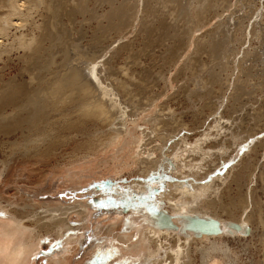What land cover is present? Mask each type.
<instances>
[{
	"label": "rangeland",
	"instance_id": "1",
	"mask_svg": "<svg viewBox=\"0 0 264 264\" xmlns=\"http://www.w3.org/2000/svg\"><path fill=\"white\" fill-rule=\"evenodd\" d=\"M93 1L98 2V4ZM103 1V3H101L98 0H87V4L89 5L86 8L85 16H91L89 17V20L86 19V23L88 24H85L83 21L85 25L83 24L82 26H85L84 28L81 26L83 19L80 16V18L78 17V20L75 24L70 25L64 19L63 21L67 25L66 27H69L67 35L69 34L68 36L71 39H74L77 44L80 43V48L78 51L86 53L90 51L91 54H96V56L101 54L98 59V61H100V67L102 70L100 76L102 77V82H104L103 84L100 83L103 89L101 97L103 98V102L105 104V110L108 112L107 114H109L108 116H113V119L111 117L109 118L110 122L112 120L114 122L117 120L122 122V120H124L120 118V113L122 110L121 106L123 105H121L117 100L119 95H116L117 98L115 95H112V98V96L109 95L108 90H105V88H110L111 85H113L112 81L115 76H112L109 73H113L116 69L117 70L114 72L116 74L120 71L118 69L124 68L125 66L132 69L131 73H129V75H132L130 78L132 87H130L131 91L128 93V95L131 94L133 99H130L133 101L135 100V104H140V106H136L135 108L134 102L131 100H129L131 102L125 101V106H128V108L134 107L136 109H128V111L132 110L136 112L134 113V116L131 118L128 116V118L125 119L126 121H124L122 123L123 126H121L122 130L119 131V133L110 143H108L104 148L99 149L97 153L93 154L92 156H86L85 158L69 159L72 155L74 156L80 151V146L85 142V140L95 139L105 130H109V126H111V128L113 127L112 125L106 127L105 123H101L97 117L91 116H88L81 121L79 118L74 122L73 127L70 129L64 128L63 122L61 121H57V123L55 122V126L53 125L54 127L52 124L48 126L46 125V121L51 122V118L49 120L46 119L48 116L54 117V120H59L60 118L57 115L66 114L70 115L71 119L73 120L77 115L74 109L59 110L53 113L46 112L44 115L46 117L43 116L41 120L44 122L42 123L40 121L41 126L38 125L35 129L31 128V133L28 131L30 134L27 132V130H25V126H22V132L19 131V128L16 129L17 131L15 132L13 130V133L8 132L10 135L8 133L6 134L0 132V170L2 168H6L3 171V174L0 176V218H3L5 215V206L13 205L17 209H23L20 212V216L25 215L26 217H32L33 212H40V214L45 213L44 218L36 222H31V219H29V221L25 220L28 225H39L42 223L44 226L47 223L45 222L48 217L47 214L55 209H67L72 206H82V204H85L87 209V217L85 221H82L81 216L77 212H69L67 223L70 224L71 227L74 228L79 224H84V226L79 231H72L75 232V234L71 233V230H68L67 233H58L59 229H55L50 234L45 233L43 230V234L39 237L36 249L29 257L28 264H146L144 261L145 253L143 252V249L136 245L135 247H132L131 243L138 242L140 227L144 226L147 222L149 211L154 210L155 208H159L160 211L167 210L165 204L159 203L162 202V199L158 198V195L164 192L169 183L176 182L178 179L177 177L181 178L182 182L185 184L190 182L194 186L197 184L207 183H210L211 186L213 184L211 189L208 190V195H218V197L220 195V198L226 203H230L231 199L237 196V192L243 196L246 192H252V197L257 198L258 200L260 199V201H264V193L261 189V181L259 179L260 173H262V170H264V143L261 145L259 144L264 142V121H259L258 124V120L254 116V110L252 111V109L256 106H259L262 103L264 104L262 100V97L264 99V35H262L263 32H261L263 39L261 37L260 39L258 38L260 41L262 39L261 44L256 36L255 38L254 35L251 36L253 29H256V31L263 29L264 31V20L263 22L259 20L258 13H255L251 15V17L243 20L245 24V31L243 33L244 36H246L244 37L242 34H240L239 40L240 37H244L242 38L241 42L238 40V43H230L232 42L230 39L231 35L228 36L229 38H224L226 35H222L224 36L223 38L226 42L224 43L223 41V44L226 45L229 43L226 46L223 45L222 49L224 47L225 50H229V48L231 49L234 46V48L236 47L235 49L240 50H238L239 52L236 53L237 56L235 55L232 59H229V61L231 60L232 62H229V65H232L234 71L237 68L233 64H236L235 60H237V57L242 56L241 52L243 51V48L245 49L249 47V45L251 48L258 46V48L255 49L258 50V53H262V59H255L253 69L255 68V73L258 75L262 72L263 76L260 74L258 78L253 77L250 83L253 82L254 84L250 85L249 83L246 87H244V89L242 88L240 90L241 92L238 91L237 93L241 94V96L238 94L237 95L241 98L237 99V101L234 103V105H237L232 107L231 101H229V97L227 98V96L233 89V78H235L237 70L234 71L235 74L232 71H229V76H226L227 79L222 73L221 78L224 77L223 79L227 80L226 83L224 82L226 85L222 83L224 81L223 79L221 82L222 87L218 86L217 84V86L221 88H218L219 91L222 90L221 93L218 91L215 84L214 90L217 89L215 91V95L218 94L219 98L215 96L212 97L215 99V101H213L214 99L211 100L212 102H215V105H217V107L214 106V109L216 107L217 112L208 111L210 110L209 107L202 108L203 111L201 112L197 111V108L201 106L202 100L194 95L195 90L205 92L209 88L208 85L205 88H199L197 84L199 74L200 77L202 74L203 76H206L208 75L206 72H208V70L213 67L219 71V67L216 66V64L219 65V59H214L213 61L211 59L212 57L207 56L209 53L207 50L197 53L198 57L195 55V41L198 36L205 33L206 31L214 29L221 20H229V22L232 23L233 20L243 17L244 12L247 11L246 8L249 10L251 5H256V7H259L262 1L254 0L252 4H250L243 0L246 4L245 5L244 3H241L243 2L242 0H231V5L229 4L228 8L225 7L227 5L224 6L226 9L223 6L220 7L222 10L219 9L218 6V8L212 6V9L209 7L210 10L206 11L205 18L203 16V18L200 19L202 22L198 17L195 16L194 13L197 8H203V4L201 3L203 0L189 1L193 8L194 22L191 19V23H189L190 21L187 23L190 27L192 26V28H194V32L191 33V38L187 42L188 44H186V48L183 51L181 58L176 63V65L172 67H169L167 64H163V56L168 54V51L165 52L167 47H170L174 40H176V38L174 39V37H172L174 30L184 31V27L187 29L188 24L185 26L182 25L184 22V17L177 20V24L180 21V25L174 24L171 25V27H173L171 28L169 23H172L171 21L173 20H170V16L168 17L165 14L163 16L162 13H159L162 15H158L159 17L157 16L154 18L153 27L150 28L151 31L139 32L138 29L140 19H146V15L144 14L151 10L152 4H157V0H140L139 2L137 1V3L136 0H123L124 4H122L126 5L128 9H132H129L128 13L135 15L129 17V20L124 25H122L121 28L118 26V28L112 27V30H110L111 28L106 30L104 27V29L102 28L97 30L95 12L98 13L101 12V10L107 11L108 9L110 10L111 7L109 4L111 1ZM105 1L106 3L108 2L107 5ZM118 2L121 3L122 0H117V2H115L116 4L114 3L113 6H118ZM180 2L182 5H184V0H180ZM180 2H177L179 7ZM185 2L187 3L188 0ZM239 3L242 4L241 7L239 6ZM148 5H150V7ZM145 8L147 9L145 10ZM87 9H90V12L87 11ZM159 10L158 12H161V10ZM92 11L94 12V15ZM260 11H262V9ZM40 12L41 9L39 13ZM229 17H231V19H229ZM33 19L37 23H41L42 21V17H40L38 13L35 14ZM104 20V25L108 26V24H110L107 23L108 19L106 21L104 18ZM192 22L194 24H192ZM198 23L201 25L200 27ZM79 26L81 27L79 28ZM174 26H176L175 29ZM70 28L71 31H74L69 32ZM250 29L252 30L251 33ZM76 31L78 32L75 33ZM77 35L79 37H77ZM166 35L168 37H166ZM239 42L241 45H238L240 44ZM218 51L221 52V50ZM72 52L75 53L74 50ZM226 53H224L221 58L225 57ZM75 57H77V54ZM190 57H193L194 59L196 58L197 61L194 62V59L192 58V67L183 70L184 68H182V65L184 61ZM13 60L14 61H12L8 67L2 68L4 80H8L9 78L15 76L19 78L17 72H20L23 63L19 62L15 56H13ZM128 60H131V63ZM226 60L228 59H222V61ZM2 62L0 63V67L4 66ZM202 64H204L207 69L210 66L209 69H206L204 72V66ZM107 66L113 70L107 68ZM160 71L163 73L165 72V80L160 83L157 82L159 85H156L153 78L155 76L157 81V77H159L158 74L161 73ZM230 73L232 76H230ZM103 74H108L109 76L111 75L113 78H107L109 76L107 75L106 77ZM230 78L232 79V82ZM108 79L110 80L107 81ZM104 84L109 85L107 87ZM194 84L195 88L192 87ZM223 86L228 87H225V89ZM185 87L187 90H185ZM229 87H231V89ZM188 88L191 89L193 93H190ZM223 90L226 92L224 93ZM154 91L160 93V95L154 99L155 102L152 100L147 104L145 99L148 96L154 94ZM218 92L220 95H224L220 97ZM189 94L192 98L187 97ZM240 99L243 101L241 102ZM237 102H240L241 104ZM244 102L247 105H245ZM116 104L117 107L115 106ZM164 104L171 106V109L175 110V113L172 114L171 118L184 113V126L187 125V130L181 127L180 129H177L178 132L175 133L176 138L182 141V143L179 145H184V152L187 150L186 154L197 155L195 153H198L199 156H197L200 158L199 162L197 163H195L194 159L192 158H184V169L190 165H192V167L196 165L195 167L200 169V176H196L194 173H189L188 175L186 174L187 176L183 175L180 177L171 171L166 172V170L161 169L155 171V173H141V163L146 162L147 160H153L155 157H157L156 154L158 152H154V149L156 148V141L158 142V145H160V142L156 139V131L155 127L153 126L155 125L156 120L159 119V116L164 114L162 113V107H164ZM242 104L243 108H245L244 110L241 108ZM111 105L118 109H113L114 107ZM236 106H239L240 108L237 107V109ZM230 107L232 109H230ZM235 108L237 110H235ZM246 108L249 110H246ZM233 109L236 112L233 111ZM239 109L242 110L240 111ZM112 112H115L116 114H112ZM209 112L212 113L210 114ZM221 112L223 113L221 114ZM193 113H195L196 116ZM212 114L214 116H211ZM208 115L211 117L209 118ZM218 115L221 118H219ZM252 115L254 117H252ZM195 117L200 118L199 121L198 119L196 120ZM214 118L217 120L215 121ZM42 126L44 127L41 128ZM250 126H252L251 129ZM152 128H154V130ZM247 128L252 131L248 130ZM241 130H243V132ZM148 132L150 133L148 134ZM246 132L252 133H250V135ZM21 133L35 137L40 136L41 134L44 137L50 136L51 141L46 142V139V143L44 142L45 145L42 147L44 151L48 152V154L41 156L33 154L27 155L23 153V148L19 145L23 142L22 136L24 134L22 135ZM162 133L166 134V130ZM48 134L49 136H47ZM243 136L244 138H242ZM153 139V144H150L152 143L151 140ZM13 142L14 144L16 142L18 147L16 144H12ZM142 142L144 143V150L140 149V144ZM46 145L48 146L47 149L44 148ZM175 145V148L172 152H174L178 147L177 144ZM152 148L154 149L152 150ZM231 149H233V152ZM72 151H74L75 154H72ZM211 152H216L215 154L217 155H212ZM228 153H230V156ZM165 154V157H172V153L169 154V156H167V153ZM218 158H220V160ZM219 161H221V163ZM244 167H246L245 170L242 169ZM206 170H210V173ZM235 170L236 173L234 172ZM243 170L245 174L240 181L239 187L236 185L234 178L237 177L238 173H241ZM201 173L203 174L201 175ZM204 174L206 177H204ZM143 182L150 184L148 190H146L144 193H133L131 191L133 187L135 188V184ZM249 206L246 208V210L252 209L251 206ZM242 207L243 206L240 204H237L235 207H233L232 215L234 217L241 215ZM222 215L225 216L224 214ZM112 224L116 225L113 228L114 230L111 229L109 231H103L104 227ZM43 226L36 227L38 229L39 227L42 229ZM52 227L53 226H48L46 231H51ZM171 228L176 230V226H172L169 229ZM246 232V235H248L249 228ZM120 235H125L127 237V241H121L118 238ZM247 237H249V235ZM262 239V244L260 243L258 236H254L252 238L249 237L247 240V245L243 241H231L230 243L231 246L239 252L242 264H263L264 236Z\"/></svg>",
	"mask_w": 264,
	"mask_h": 264
},
{
	"label": "bare ground",
	"instance_id": "2",
	"mask_svg": "<svg viewBox=\"0 0 264 264\" xmlns=\"http://www.w3.org/2000/svg\"><path fill=\"white\" fill-rule=\"evenodd\" d=\"M98 1H100L101 3L104 2L103 0H98ZM107 1L112 2L109 3L111 5L110 10L108 9L109 11L101 10V12L98 13L95 12V19L97 20L96 22L97 30L102 28L104 29V27L106 30L109 28H111L110 30H112V27L118 28V26L119 28H121L122 25H124L129 20V17L135 15L128 13V10L130 8L128 9L126 5H123L124 4L123 0L121 3L120 2H118L119 4L117 3L118 6L117 5L113 6L114 3L117 2V0L116 1L107 0ZM137 1L139 2L140 0H136V3ZM178 1L180 2V0H157V4H156L157 6L152 4L151 10L147 11L144 14L146 15L145 17L146 19H142V18L140 19L138 31L139 32L151 31L150 28L153 27L154 18L160 15L159 13H162L163 16L164 14L168 17L170 16V20L171 19L173 20L171 21L172 23H169L170 27L171 25L177 24V20L183 17H184V22H183L184 24L182 23V25L185 26L186 24H188L187 23L188 21H190L189 23H191V19L193 20L194 14L200 20L203 18V16L205 18L206 11L210 10L212 6L215 7L218 6L219 9L222 10V8L220 7L222 6L224 7L225 5H227L225 7L228 8L231 0H203L201 2L203 4V8L200 7L197 8L194 14H193V8L190 5L191 3H189V1L192 0H188L187 3L185 2L187 0H184L183 3L184 5H182L181 3L182 1H181L180 7L177 4ZM253 1L254 0H247V1L245 0V2H248L250 4H252ZM261 1L262 2L259 7H256V5L253 6L251 5L250 8L248 7L249 10L246 8L247 11L244 10L245 12L243 17L237 18L238 17L237 16L236 17L237 19L233 20L232 23H230L229 20L226 21L221 20L218 22L217 26L214 29L206 31L203 34H200V36H198V38L196 39L195 41L196 50L194 51L196 56L197 53H201L204 50H207V52H209L207 56L212 57L211 59L213 61L214 59L215 60L219 59V65L216 64V66L219 67V71H217L218 69L216 70L215 67L208 70L210 66L207 69V67L204 66V64H202L204 66L203 68L204 72L206 69L208 70V72H206L208 75L203 76L202 74V76L200 77L199 74L197 84L199 88H203V87L205 88L207 85L209 88L205 92H201L199 90L194 91V95L202 100L201 106L200 107L197 106L198 108L195 107L197 108V111L201 112L203 111L202 108H206V107L207 108L209 107L210 110L208 111H212V112L216 111L217 105H215L214 104L215 102H212L211 100L214 99L212 97L215 96L218 97V94L215 95V91L218 88L221 89L220 88L222 87L221 82L223 80L224 81L222 83L227 82L226 76L227 75L229 76L228 74L229 71L230 72L232 71L235 74L234 71L237 70L236 71L237 73L235 74V78L232 77L233 89L230 92V94L226 93L229 94L227 98L229 97V101H231L232 107L237 105V104L234 105L235 101L241 98L240 97L241 94H238L237 92L240 91L242 88L244 89V87H246L250 83V81H252L251 79L253 77L258 78L260 74L261 76H263L262 72L258 75L255 73V68L253 69L255 59H262V53H258L257 52L258 50L255 49L258 48V46L255 48L253 47L255 50L251 48L250 45L245 49L243 48V51L241 52L242 56L237 57V60H235L236 64H233L237 68L234 71L232 65L231 66L229 65V62H231V60L229 61V59H232L235 55L237 56L236 53L239 52L240 50L238 49L239 50L238 51L237 49H235L236 47L234 48V46L231 49L229 48V50L228 49L225 50L224 47L222 49V46L224 45L223 44L224 38L228 37L229 35H231L230 39L232 40V42H230V40L228 39L230 43L233 42L238 43L240 34L244 36L243 33L245 31V24L243 21L244 19L251 17V15L255 13H258L259 20L263 22L264 0ZM108 2L106 3L105 1L106 5L108 4ZM95 3L98 4V2ZM241 3H244V1ZM88 5L89 4H87V0H0V63L3 61L2 63L4 64V66L0 67V132L6 134L8 132L13 133V130L15 132L17 131L16 129L18 128L19 131L22 132L23 131L21 129L22 126H25L24 127L25 130H27V132L28 131L30 132V130H32L31 128L35 129L37 128L38 125H40V121L42 120V117L45 115L46 112L53 113L65 109L75 110L77 115L73 120L71 119L70 115H66V114L57 115L60 118L59 120H54V117L48 116V118L46 119L49 120L51 118L50 119L51 122L46 121V125L48 126L52 124V126L53 125L55 126L54 124L55 122L57 123V121H61L63 122L64 128L70 129L71 127H73L74 122L79 118L81 121L84 118L91 116V117H97L101 123L102 122L103 124L105 123L106 127L109 125H112L113 127L111 128V126H109V130H105L104 132L102 131L104 134L101 133V135H99L95 139H88L85 140L84 143L82 142L83 144L80 146L79 149L80 151L76 154L74 151H72L73 152L72 154L75 155L73 156L71 154L72 156L69 159H74V158L78 159L83 157L85 158L86 156H90V155L92 156L93 154L97 153L99 149L104 148L108 143H110L113 140V138H115V136L119 133V131L122 130L121 126H123L122 123L126 121L125 119H127L128 116L130 118L133 117L134 113H136L135 111L132 110L128 111V109H133L134 107L136 108V106H140V104H135L136 102L135 100L133 101L130 99L132 98L131 94L128 95V93H130L131 91L130 87H132V84L130 83V78L132 77V75H129L132 69L126 66L124 68H120L118 69L120 70L119 73H117L118 75L114 73L117 70L116 69L113 73L112 72L109 73L112 76H115L114 78L111 77V75L109 76L107 74L109 76L107 77V75L103 74L107 78L110 79L113 78L112 81L113 85H111L110 88L108 87L109 84L108 85L104 84L105 86L108 87L105 88V90L107 89L109 95L111 96L119 95L118 98L117 96L116 98L119 101V103L123 105L121 106L118 104L119 106H121L122 109L120 113L121 114L120 118L124 120H122V122L120 120H117L116 122L112 120L110 122L109 118L111 117L113 119V116L112 115L108 116L109 114H107L108 112H106L105 110V104L103 102V98L101 97L102 96L101 93H103L102 91L103 89L100 83L101 84L104 83L102 82V77L100 76L102 70L100 67V61H98L99 56L101 54L99 56H96V54L93 53L91 54L90 51H88L90 54L88 52L86 53V52L78 51L80 48L79 46L80 43L77 44L74 39H71L68 36L69 34L67 35V31L69 27L67 28L66 27L67 25L63 21L65 19L69 25L75 24L78 20V17L80 16L83 19V20L81 19L82 20L81 26L84 24L83 21L85 22V24H88L86 22L87 20L90 19L89 17L91 16V15L90 16L87 15L88 12L86 13L87 17L85 16L86 8ZM148 6L150 7V5ZM239 6L241 7L242 4H240ZM40 9L41 12L39 13ZM146 9L147 8H145V10ZM159 9L161 10V12H158ZM261 9L262 11H260ZM89 10L87 9V11ZM37 13L39 14L40 17H42L41 23L40 22L37 23L33 19V17ZM104 18L106 19V21L108 19L107 23H110L108 24V26L104 25L103 23V21H105ZM229 19H231V17H229ZM193 22L192 24H194ZM178 24L180 25V21L178 22ZM81 26H79V28ZM200 26L201 25L199 24V27ZM175 27L176 26H174V29ZM185 28L186 27H184V31L174 30L172 37H174V39L176 38V40H174V42L171 44L170 47H167V50L165 52L168 51V54L163 56V64L165 65L167 64L169 65V67H172L176 65V63L181 58L182 53L186 48V44H188L187 42L191 38V33L194 32L193 31L194 28H192V26L190 27L189 24L187 26V29ZM114 30H118V29H114ZM73 31H71L70 28L69 32H73ZM251 31L252 30L250 29V33ZM77 32L78 31H76L75 33ZM261 32L264 33L263 29L259 31L253 29L251 36L254 35V38L256 36L257 39L258 38L260 39V37L263 39L264 36L263 37L261 36ZM263 33L262 35H264ZM167 35L166 37H168ZM222 35H226V36L224 37ZM77 37L79 36L77 35ZM242 38L240 37L239 40L240 42ZM262 39L261 41L259 40L260 44L262 42ZM224 43L226 42L224 41ZM238 45H241V43ZM73 50L75 53L72 52ZM218 50H221V52H219ZM224 53H226V56L223 58L228 59L226 61H222L223 58H221V56H223ZM76 54L77 57H75ZM13 56H15L19 62L23 63L22 64L23 66L21 65L22 68L20 72H17L19 78L15 76L9 78L8 80H4L2 68L8 67V65L12 61H14ZM192 58L193 57H190L184 61L182 65V68H184L183 70L191 68L193 61L194 62L197 61L196 58L195 59L193 58L194 60L192 61ZM128 61H130L131 63V60ZM107 68L112 69L108 66ZM222 73L224 74L226 79H223L224 77L221 78ZM164 74L165 72L164 73L161 72L160 74H158L159 77H157V81L154 76L155 79L153 78V80L155 81L156 85L165 80ZM230 76H232V74ZM110 79H108L107 81H109ZM217 84L220 87H218ZM251 84L254 83L251 82L250 85ZM214 85L217 86L216 90H214ZM194 86L195 84L192 87ZM225 87L223 86V88ZM229 88L231 89V87ZM185 90H187L186 87ZM188 90L190 91V93L192 92L191 89L188 88ZM221 91L222 90H220L219 92ZM225 92L226 91H224V93ZM237 94L240 96L238 97ZM159 95L160 93L155 92L151 96H148L145 99V101L148 104L150 101L154 100ZM223 95L221 94L220 97ZM187 97L190 98L191 95L189 94V96L187 95ZM129 100L134 102V107L131 106L132 108L130 107L128 108V106L124 105V102ZM262 100L264 102L263 97ZM213 101H215V99ZM242 101L243 100H241V102ZM237 103L241 104L240 102ZM115 106L117 107V104ZM115 106H112L114 107L113 109H116ZM214 106H216L215 109ZM237 107L239 106H236V108ZM162 108L163 110L162 109L160 110H162V113L164 114L162 116L160 115L161 117L159 116V119L156 118L157 119L155 122L156 126L151 125L155 127V131H156L155 136L156 139L159 140L160 142V145H158L157 144L158 142L156 141V148L155 147H154L155 149L152 148V150L154 149V152H158L156 154L157 157H155L153 160H147L146 162H142L141 173L143 174H149L152 172L155 173V171L161 169V170H166V172L171 171L175 175L180 177H182L183 175L185 176L186 174L188 175L189 173H194L196 176H200V169L198 167H195L196 165L193 167L192 165H190L186 169H184V158H192L194 159V162L197 163L199 162V158H200V157L198 158L199 156L198 153H195L198 156L186 154L187 150L184 152V145L183 144H182L183 146L179 145L180 143H182V141L176 138L175 133L178 132L177 129H180V127L186 129L187 127V125L184 126L185 124L183 120L184 113H181L171 118L172 114L175 113V110L171 109V106L167 104H164V107ZM236 108L235 110L238 109ZM241 108H243V104ZM230 109L232 108L230 107ZM244 109L245 108H243V110ZM235 110L233 109V111ZM239 110L241 111L242 109ZM246 110L249 109L246 108ZM253 110H254V116L258 120V124L259 121L263 122L264 104L262 103L259 106H256L255 108L252 109V111ZM222 113L223 112H221V114ZM112 114H116V113L112 112ZM193 114L196 116L195 113ZM211 116L214 115L212 114ZM211 116H209V118ZM254 116L252 115V117ZM219 118L221 117L219 116ZM195 119L196 120L198 119L199 121L200 118L195 117ZM214 119L215 121L217 120L216 118ZM43 127L44 126H42L41 128ZM251 127L252 126H250V129ZM152 129L154 130V128ZM247 129L250 130L249 128ZM165 130H166V134L162 133ZM241 131L243 132V130ZM10 133L8 134L10 135ZM149 133L150 132H148V134ZM47 136H49V134ZM22 137H23V142L21 141L22 143L19 145L23 148V153L27 155L33 154V155H41V156L48 154V152L44 151L42 147L43 145H45L44 142L46 139H47L46 142L51 141L50 136L44 137L41 134L40 136L35 137L24 134ZM242 138H244V136ZM152 141L154 142V139L151 140V142ZM153 142L150 144H153ZM262 143L264 142H261L259 144L261 145ZM12 144H14V142ZM15 144L17 145L16 142ZM143 144H144L143 142L140 144L141 145L140 149H143L144 147ZM175 144H177L178 147L174 152H172L173 149L175 148L174 147ZM44 148L47 149L48 146L46 145ZM231 151L233 152V149H231ZM165 153H167V156H169V154L172 153V157L170 158L165 157L166 155ZM215 153L216 152H211L212 155H214ZM230 153H228L229 156ZM218 159L220 160V158ZM219 162L221 163V161ZM245 168L246 167L242 169L245 170ZM5 169L2 168L0 170V176L3 174V171ZM236 170L234 171L235 173ZM244 170L241 173L237 172L238 176L234 178L236 185L238 186L240 185V181L242 180L243 175L245 174ZM202 174L203 173H201V175ZM204 177H206L205 174ZM177 178L178 179L176 182L169 183L168 186L165 188L164 192L158 195V198L162 199V202L159 203L165 204L167 210L160 211L159 208H155L154 210L149 211L147 222L145 223L144 226L140 227L138 242L131 243V246L135 247L136 245V246H140L141 249H143V252L145 253V254L143 253L145 255L144 261L146 262V264H242L239 252L236 251V249L231 246L230 242L243 241L247 245V240L249 237L252 238L254 236H258L260 243L261 244L263 243L262 237L264 236L263 233L264 201H260V199L258 200L257 198L252 197V192H248V193L246 192L244 196L241 195L239 192H237V196L231 199L230 203H226L220 198L221 197L220 195L219 197L218 195L217 196L208 195V190L211 189V186H213V184L211 186L210 183L197 184L196 186H194L190 182L189 183L187 182L185 184L184 182H182L181 178L179 177ZM259 179L261 181V189L263 190L264 193V170H262V173H260ZM149 186L150 184L147 182H143L139 184L137 183L135 184V188L133 187L134 189L132 188L131 191L133 193L135 192L144 193L146 190H148ZM237 204L243 206L241 208L242 214L240 213L241 215L234 217L232 215L233 207H235ZM249 205L251 206L252 209L246 210V208H248ZM4 210L3 211L5 215L3 218H0V264H28L29 257L31 256V253H33L34 250L36 249L39 237L43 234L42 233L43 230L47 234L52 233V231L55 229H59L58 233L60 232L67 233L68 230H71L70 232L75 234V232L72 231L73 230L79 231L84 226V224H79L77 227L74 228L71 227V225L67 223L69 212H77L81 216L82 221H85L87 217L86 205L82 204V206L78 205V206L69 207L67 209L59 208L53 210L52 212L47 214L48 217L45 220V222L47 223L44 226L42 223H40L39 225H31V224L28 225V223H26L25 220L29 221V219H31V222H36L40 219H43L45 213L40 214V212L37 213L33 212L32 217L29 216L30 217L29 218L26 217L25 215L20 216L21 215L20 212L23 209L22 208L17 209L13 205L5 206ZM222 214H224L225 216H223ZM36 226H43V228L40 229L39 227L38 229ZM48 226L49 227L53 226L51 231H46ZM115 226L116 225L113 224L107 225L106 227L103 228V231H109L113 229ZM172 226H176V230L172 228L169 229ZM248 228H249V234H248L249 237H247L248 235H246L247 233L246 231ZM118 238L121 241H125V242L127 241V237L125 235H120L118 236ZM263 264H264V249H263Z\"/></svg>",
	"mask_w": 264,
	"mask_h": 264
},
{
	"label": "snow or ice",
	"instance_id": "3",
	"mask_svg": "<svg viewBox=\"0 0 264 264\" xmlns=\"http://www.w3.org/2000/svg\"><path fill=\"white\" fill-rule=\"evenodd\" d=\"M246 227V226H245Z\"/></svg>",
	"mask_w": 264,
	"mask_h": 264
}]
</instances>
